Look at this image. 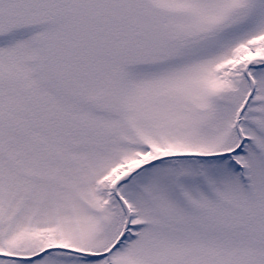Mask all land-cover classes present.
Segmentation results:
<instances>
[{"label": "snow or ice", "instance_id": "snow-or-ice-1", "mask_svg": "<svg viewBox=\"0 0 264 264\" xmlns=\"http://www.w3.org/2000/svg\"><path fill=\"white\" fill-rule=\"evenodd\" d=\"M0 264H264V0H0Z\"/></svg>", "mask_w": 264, "mask_h": 264}]
</instances>
